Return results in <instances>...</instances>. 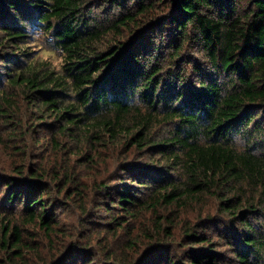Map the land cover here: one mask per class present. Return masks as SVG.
Segmentation results:
<instances>
[{
  "label": "trees",
  "instance_id": "16d2710c",
  "mask_svg": "<svg viewBox=\"0 0 264 264\" xmlns=\"http://www.w3.org/2000/svg\"><path fill=\"white\" fill-rule=\"evenodd\" d=\"M103 4L109 6L105 16L93 13ZM248 5L239 14L235 0H0V71H6L5 84H0V123L9 122L7 113L18 108V98L27 109L32 107L29 117L35 122L18 137L30 133L33 155L41 159L24 164V157L14 165L15 175L0 179L1 200L23 208L22 220L17 215L0 224V248L7 261L24 257L19 250L22 224L51 234L59 225L49 216L58 194L69 192L74 201L83 196L86 183L73 171L71 157L81 167L112 147L125 162L122 182L103 209L110 217L104 235L123 228L127 237L122 242L123 234L115 237L122 243L120 253L106 251L111 261L117 256L113 264H146L162 252L164 241L175 237L181 213L210 217L211 201L218 215L236 225L229 230L237 243L236 264H254L249 254L264 264V156L234 144L240 131L253 124L259 130L264 119V0H248ZM148 24L155 25L153 34L167 30L171 39L151 44L147 28L139 30ZM31 26L37 35H50L62 55L61 73L36 58L15 68L18 58L1 56L10 47L20 50ZM124 36L129 40L122 41ZM188 43L200 46L206 79L200 77L202 63L192 65L183 56ZM188 69L195 73L197 88L187 86ZM218 74L227 76L230 87H224ZM171 123L174 129L164 134L163 127ZM8 133L14 138L16 131ZM132 154L158 166L126 161ZM133 184L148 190L144 199L131 192ZM98 186L100 192L108 189ZM114 210L128 217L151 211L153 234L139 236L154 237L150 247L155 254L138 256L135 238ZM189 224L181 226L182 240L191 246L209 243L214 250L189 251L188 264H218L217 244ZM36 257L42 259L38 253ZM163 264H173L172 259Z\"/></svg>",
  "mask_w": 264,
  "mask_h": 264
},
{
  "label": "rangeland",
  "instance_id": "374dc122",
  "mask_svg": "<svg viewBox=\"0 0 264 264\" xmlns=\"http://www.w3.org/2000/svg\"><path fill=\"white\" fill-rule=\"evenodd\" d=\"M235 3V12L239 14L245 12L249 7L248 0H235ZM106 9H109V6L103 4L101 10H94L93 13L105 16ZM161 12L164 13L162 10ZM154 26L155 25L148 24L139 30L147 28L144 30V32L151 37V44L161 46L164 43H167L168 40L171 39L169 31L164 30L161 33V36H159L160 33L156 31L158 35H155L153 34V31H151V28ZM27 29L28 38L26 39L24 45H20V50H14V48L10 47L8 48V51L4 50L5 53H2L1 56H4L7 61H9L10 58H14V60L17 61L18 58L20 61L15 63V68H20L23 66L21 65L22 63L27 64L30 62V60L36 58L40 62H43L47 68H51L54 71L61 73V67H63L62 55L60 51L52 45L50 35H45L43 33L40 35L35 34L36 27L31 26ZM108 39H110V37H108ZM121 40H129V37L124 36ZM113 42L111 44H114ZM147 44H149L150 47V43ZM185 48L186 49L183 53V56L188 55L187 57H190L193 61L192 65L193 63H202L203 66H200L202 69L198 68V66L195 68L199 69L200 77L202 79H206L208 76V66L206 65V60L200 46H194L191 48V43H188ZM165 52L166 51L164 50V54H166ZM23 54L26 56L23 57ZM5 73L6 71H0V84H5V80L2 79V75ZM188 73L189 75L187 80L189 83L187 86L191 88V85H194L193 87L197 88V83L195 82L197 78L194 76L195 73L190 69H188ZM218 75H220L218 76V79L224 85V87H230V82L227 81V76L223 77L221 74ZM200 77L198 76V78ZM16 102L18 104V108L11 109L7 113L8 117H6V119L9 122L4 121V123H0V179H2V177L5 175H13V169L15 168L14 165L21 164L24 157H26L25 161L23 162L24 164H35L41 160L33 155L36 148L33 146L34 143L29 135L30 133L23 136L22 138L18 137L22 135V132L26 130V128H28L29 123L35 122V120L29 117L31 112L30 109L32 107L27 109L26 103H22L21 98H18ZM262 112L264 113V110H262ZM259 119L260 118L258 114L254 121ZM256 125L257 124H253L248 126V129L240 131V134L236 135L234 138V144L239 146L241 151L249 148L252 153L259 155L258 153L261 152L264 156V119L258 123L261 129H255L254 131L253 128ZM174 127L175 124L173 123L166 125L163 127V133L169 134L172 132ZM10 128H13L16 131L14 138L11 133L10 135L8 133ZM248 141H252V143ZM253 146H255L256 151L253 149ZM259 147H262V149H259ZM22 150H25L27 156L21 152ZM103 152L104 153L101 157L95 159V163L87 165L81 164L83 165H79L81 167H77L74 162V157H71V165H74L73 171L76 172V174L82 175L81 182L86 183V186L82 187L81 189L83 196L74 201L68 197V195L71 194L69 192L68 195L67 193L58 194L54 210L49 215L55 216L56 218L54 222L59 224L58 226H54V232L48 234L38 227H35L33 224H22L21 229L23 243L21 244L22 248L19 250L24 256L23 259L9 262L7 261V255L4 254L0 248V260L2 261L1 264H64L65 261L70 262L69 264H113V259H116L117 256L111 261L106 251L110 248L112 253H120L121 247H119V243L124 241L127 237L125 232L122 233L123 228H117V234L113 235L110 233L108 235H104L106 232L105 224L110 222V217L105 216L103 209L107 205L109 196H111L110 198H113V195H115L117 191V187L115 186L122 182L121 178H119L121 177L120 166L125 161H123L122 157H120V151L118 149L111 147L110 149ZM135 158L137 159L135 160ZM126 161L136 164H145L153 168L158 166L154 163V161L151 163L148 159L143 160L134 154L130 155ZM130 170H133L132 167ZM99 183L107 185L108 189L106 192H100V188L98 186ZM125 183L129 186L131 184L128 182ZM141 186L144 185H131V192L136 197H141L144 199L148 194V190L144 188L141 189ZM1 188L0 224L4 225L6 222H8V220L14 221L13 216L20 215L23 208L21 206H17V208H15L12 207L13 205H6L4 199L1 200L4 189L2 183L0 182V189ZM49 208H51V206ZM16 209H19L20 211L16 212ZM262 209L263 210L261 212L264 219V206ZM162 212L163 211L160 213ZM113 213L117 215L122 214L120 211L116 210L112 211V214ZM208 213L211 214L210 217L208 216L207 218L201 219H199L197 217V213L193 211L181 213L178 219L179 223L174 230L175 237L164 241L162 243V248L158 250L162 252L157 253L158 255L154 256L152 255L155 254L157 250L154 251L150 247L152 246L151 244L152 241H154V237H148L145 235L144 239H142V233L150 235L153 234L150 222L154 216L151 214V211L145 210L140 215H137L136 211L135 217L121 215L122 219L118 220L120 223H122L124 229H128L127 231H130L131 236L135 238L137 247L139 248L138 256L141 254L142 256L146 257L148 253L151 252L149 256L152 257L146 264H163L166 263L167 257L172 259L173 264H188L185 254L189 251L214 250V247L212 249L209 248V243H198L194 246H191L182 240L181 235L183 233L181 226L190 225L189 223L193 224L194 228L199 232V234L209 238L208 240L211 243H214L215 246L217 244L215 252L217 255L218 264H236L237 262L236 257L234 256V250L237 248V243L235 241V236H233L231 231H229L231 229L236 230V225L229 222L226 217L220 214L218 215L212 201L208 204ZM204 215H206V213H204ZM22 218L23 217L20 215L21 220ZM15 224L18 225V222ZM112 227L116 226L114 225ZM111 228L109 231H111ZM122 234L123 237L121 242H115V237L122 236ZM8 236L9 234L7 237ZM103 237L104 240H102ZM33 250H36L37 252H33ZM36 253L40 254L42 259L36 257ZM138 256L135 258V261L139 259L140 256ZM160 259L163 262H160ZM248 260L254 264H263L262 261L258 260L253 254H249Z\"/></svg>",
  "mask_w": 264,
  "mask_h": 264
}]
</instances>
